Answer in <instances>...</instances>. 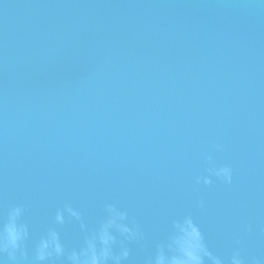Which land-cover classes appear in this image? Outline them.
Returning <instances> with one entry per match:
<instances>
[{"label": "water", "instance_id": "water-1", "mask_svg": "<svg viewBox=\"0 0 264 264\" xmlns=\"http://www.w3.org/2000/svg\"><path fill=\"white\" fill-rule=\"evenodd\" d=\"M210 151L230 185L195 184ZM107 202L144 232L126 264L188 213L225 259L264 258L255 0H0V216L25 207L31 250L65 203L93 225ZM60 231L78 243L75 222Z\"/></svg>", "mask_w": 264, "mask_h": 264}, {"label": "clouds", "instance_id": "clouds-1", "mask_svg": "<svg viewBox=\"0 0 264 264\" xmlns=\"http://www.w3.org/2000/svg\"><path fill=\"white\" fill-rule=\"evenodd\" d=\"M264 7V0H255ZM214 144L212 151L222 150ZM212 151L205 153V175L195 177L197 186H210L213 179L224 184L233 182V169L227 164L217 165ZM204 207L202 200L197 201ZM23 205L10 206L0 216V264H126L130 260L131 243L144 239L141 226L130 218L127 209L114 202L103 205L99 219L93 225L85 220L82 211L71 203L55 211L52 224L34 241L31 250L30 225L25 220ZM66 222L78 225L79 240L68 247L60 228ZM6 257V259H5ZM144 264H248L240 249L234 248L225 259L207 244L205 234L191 213L173 218L162 240L157 241ZM250 264H264V258Z\"/></svg>", "mask_w": 264, "mask_h": 264}]
</instances>
